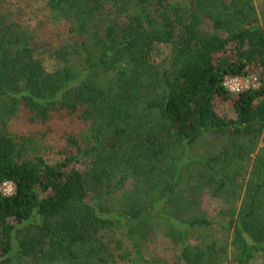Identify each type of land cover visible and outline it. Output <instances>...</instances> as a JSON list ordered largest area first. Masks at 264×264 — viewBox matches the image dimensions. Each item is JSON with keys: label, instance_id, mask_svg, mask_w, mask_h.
Returning <instances> with one entry per match:
<instances>
[{"label": "trees", "instance_id": "trees-1", "mask_svg": "<svg viewBox=\"0 0 264 264\" xmlns=\"http://www.w3.org/2000/svg\"><path fill=\"white\" fill-rule=\"evenodd\" d=\"M40 1L76 47L49 64L0 2V264H125L132 253L138 264L162 225L182 242L177 264H218V243H185L211 221L182 220L183 190L207 181L225 192L245 177L233 262L264 263V149L248 165L264 134V27L253 0ZM155 43L173 46L163 72L149 65ZM251 75L258 89L224 87ZM207 133L228 141L196 160L189 150ZM37 146L63 160L49 164Z\"/></svg>", "mask_w": 264, "mask_h": 264}, {"label": "rangeland", "instance_id": "rangeland-1", "mask_svg": "<svg viewBox=\"0 0 264 264\" xmlns=\"http://www.w3.org/2000/svg\"><path fill=\"white\" fill-rule=\"evenodd\" d=\"M2 6L13 11L19 19L24 21L34 35V41L38 45L40 52L44 53L46 58H49V64L54 63L52 58L58 55L59 51L72 50L76 47L75 40L68 38L67 30L63 28L65 24L53 21L49 15L46 3L40 0H0ZM185 4V0H179ZM256 8V17L264 27V0H253ZM204 29L208 33H215L213 24L206 19ZM173 46L167 43H155L152 52L149 56V65L157 72H163L168 65V58L172 52ZM78 49H75L77 51ZM80 51V50H79ZM219 112L228 114L231 112L233 101L222 104H217ZM232 115V114H229ZM80 136L86 130H79ZM50 143L49 137L47 138ZM227 137L216 136L207 133L201 141L189 150V155L202 160L205 158L215 157L227 143ZM55 143V142H53ZM56 149V148H54ZM264 149V134L260 139L259 147L252 153L248 161L249 167L253 166L259 151ZM37 146L33 151L38 152L45 157L49 164H56L63 160V156L53 149H43ZM182 147L177 149V155H181ZM264 156V151L260 153ZM187 178L196 173L195 166H187ZM187 178L185 181H187ZM248 177L236 180L235 184H231L224 192L221 191L216 184L205 181V185L197 184L186 186L183 190V197L187 200V205L184 208H178L177 213L182 220L189 219L191 216H203L211 221V225L199 226L194 231H191L185 243L192 245L205 246L211 243H218V248L222 247L226 250L218 264H234V250L231 246L232 228L231 221L236 220L239 210L244 199V185ZM198 187V188H197ZM243 187V188H242ZM188 202L191 204L189 205ZM175 206H172V209ZM161 225L159 219L156 223ZM178 224V223H177ZM182 242L177 239L173 232H168L166 226L162 225L150 232L140 246V255L138 264H177L174 257L180 252V244ZM221 254V253H220ZM136 254L132 253L129 259H126L125 264H133ZM251 264H264L261 257H256Z\"/></svg>", "mask_w": 264, "mask_h": 264}, {"label": "built area", "instance_id": "built-area-1", "mask_svg": "<svg viewBox=\"0 0 264 264\" xmlns=\"http://www.w3.org/2000/svg\"><path fill=\"white\" fill-rule=\"evenodd\" d=\"M260 85L261 82L256 75L247 77H231L227 78L224 82V87L226 90L234 95L242 94L253 89H258ZM2 192L7 196L14 194V184L10 182L4 183L2 186Z\"/></svg>", "mask_w": 264, "mask_h": 264}]
</instances>
